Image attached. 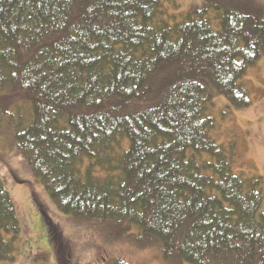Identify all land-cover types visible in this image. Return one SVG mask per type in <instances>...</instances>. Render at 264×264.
I'll return each instance as SVG.
<instances>
[{"label": "trees", "instance_id": "obj_1", "mask_svg": "<svg viewBox=\"0 0 264 264\" xmlns=\"http://www.w3.org/2000/svg\"><path fill=\"white\" fill-rule=\"evenodd\" d=\"M179 9L0 0V135L75 223L165 263L264 264L262 179L235 172L236 138L217 142L210 114L216 95L252 103L242 79L264 55V2ZM21 234L0 176V262L16 260Z\"/></svg>", "mask_w": 264, "mask_h": 264}, {"label": "rangeland", "instance_id": "obj_2", "mask_svg": "<svg viewBox=\"0 0 264 264\" xmlns=\"http://www.w3.org/2000/svg\"><path fill=\"white\" fill-rule=\"evenodd\" d=\"M179 3V11L185 12L203 0H179ZM242 83L249 91L251 105L234 109L224 96L216 95L210 114L217 129L211 135L221 144L229 136H235L238 147L235 172L262 179L264 193V55L249 68ZM12 139L10 133L0 135V176L15 202L22 234L16 260L0 264H113L116 258L128 264H171L163 261L159 251L140 248L130 239L117 240L110 232L103 234L90 223L78 224L60 213L43 185L32 177L12 149ZM41 207L56 229L53 240ZM263 211L264 201L259 213Z\"/></svg>", "mask_w": 264, "mask_h": 264}]
</instances>
